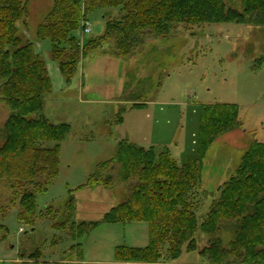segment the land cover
Returning <instances> with one entry per match:
<instances>
[{
    "label": "rangeland",
    "instance_id": "1",
    "mask_svg": "<svg viewBox=\"0 0 264 264\" xmlns=\"http://www.w3.org/2000/svg\"><path fill=\"white\" fill-rule=\"evenodd\" d=\"M80 1L84 17L85 0ZM54 2L28 0L27 15L18 24L22 44L37 42V30ZM224 2L227 9L243 10L242 0ZM121 17L120 8H108L81 20L76 50L80 63L75 78L69 85L61 82L56 95L45 97L43 111L31 116L52 123L66 122L71 132L60 145L59 175L47 191L37 194L34 229L19 221L18 205L11 206L12 191L0 181V209L10 207L7 214L0 215V225L7 228L6 237L0 233V264H22V257L26 258L24 264H33L28 257L38 251L40 264H149L115 259L118 246L145 247L149 243L147 223H103L76 242L69 231L54 227L64 220L62 212L70 198L76 201V222L99 221L111 207L127 199L125 185L111 189L83 187L98 165L115 157L120 142L127 141L154 147L157 153L168 149L182 166L198 156L202 107L238 105L240 132H228L216 139L204 160L203 188L196 193L195 205L202 223L213 200L220 197L218 188L236 175L251 144L264 143V25H172L167 37L149 41L126 61L117 59L114 48L107 44L85 59L87 42L100 40L106 19ZM85 19L91 24L90 34L84 33ZM40 43L41 57L49 61L51 42ZM136 103L145 106L133 108ZM5 106L0 104V146L4 144L5 113L6 117L12 114ZM121 110L123 119L119 123ZM48 208L54 210L50 216ZM231 239V234L223 236L226 248ZM78 242L83 249L81 261L77 252H70ZM197 243L195 252L184 249L180 259L158 264H207L201 252L208 246V238L201 231Z\"/></svg>",
    "mask_w": 264,
    "mask_h": 264
},
{
    "label": "trees",
    "instance_id": "2",
    "mask_svg": "<svg viewBox=\"0 0 264 264\" xmlns=\"http://www.w3.org/2000/svg\"><path fill=\"white\" fill-rule=\"evenodd\" d=\"M27 5L28 0H0V101L12 112L2 133L0 181L12 191L11 206L18 205L19 221L34 229L37 194L47 191L59 175L60 145L71 126L31 118L43 111L45 97L53 93V86L45 61L31 42L22 44L19 37L18 24L27 15ZM242 6L240 12L227 9L224 0H85L86 18L108 8H120L122 17L106 19L103 35L99 41L87 42L84 57L93 56V50L107 44L114 48L117 59L126 61L149 41L167 37L172 25H264V0H242ZM84 17L80 0H55L37 30L38 39L51 42V58L68 85L80 63L77 32ZM143 106L136 103L133 108ZM239 113L235 104L202 107L198 156L182 166L168 149L157 153L154 147L120 142L115 157L98 165L83 187L111 189L125 185L127 199L99 221L77 223L76 201L70 198L62 212L64 220L54 227L69 231L76 242L103 223H147L149 245L117 247L118 262L158 264L178 260L184 249L189 253L197 250V234L201 231L208 238V246L201 252L207 264H264V143L251 144L236 175L218 188L220 197L213 200L202 223L195 210L196 193L203 188L206 154L216 139L240 128ZM122 114L123 110L119 123ZM46 143L54 146L47 148ZM202 193L208 195L206 190ZM9 208L0 209V215L7 214ZM47 212L50 216L54 210L48 208ZM0 233L6 237L7 228L0 225ZM226 233L232 236L228 248L223 242ZM72 251L82 259L79 242L73 244ZM40 255L38 251L28 259L40 264Z\"/></svg>",
    "mask_w": 264,
    "mask_h": 264
},
{
    "label": "crops",
    "instance_id": "3",
    "mask_svg": "<svg viewBox=\"0 0 264 264\" xmlns=\"http://www.w3.org/2000/svg\"><path fill=\"white\" fill-rule=\"evenodd\" d=\"M36 38H37V34H36ZM42 41H45V40H40V39H38L37 38V42H31L32 44H33V46H34V49H35V52H36V54L37 55H39L40 57L42 56L41 54H42V48H43V46H42V44L40 43V42H42ZM25 42V41H24ZM51 55V54H50ZM42 58V57H41ZM99 58V57H98ZM43 59V58H42ZM44 60V59H43ZM45 61V60H44ZM45 63H46V65H47V69H48V72H49V76H50V78H51V81H52V86H53V93L50 95V96H54V95H56V91L58 90V88H61V82H63V83H65L64 82V79H63V77H62V75H61V73L59 72V69H58V65H57V63L56 62H54L53 60H52V58H51V56H50V60L49 61H45ZM0 104H3L2 102H0ZM44 105H45V101H44ZM6 107V106H5ZM11 115V113H9L8 115H7V117H6V113H5V118H7L8 119V116H10ZM7 119H6V121H7ZM6 121H5V123H6ZM61 123H66V122H61ZM61 123H53V124H56V125H58V124H61ZM68 124V123H67ZM5 125V124H4ZM239 130H235V131H233V132H230V134L229 135H235V134H237V132H238ZM240 132V131H239ZM111 208H113V207H111ZM76 216V215H75ZM77 223H80V222H77ZM149 245V243L145 246V247H147ZM73 246V245H72ZM71 246V247H72ZM70 247V248H71ZM119 247V246H118ZM127 247H130V246H127ZM145 247H131V248H145ZM117 248V247H116ZM71 252V251H70ZM73 252V251H72ZM41 255H40V257H39V261H41ZM83 258V257H82ZM82 259H80V261H81ZM30 260H28V262H29ZM36 261V260H35ZM21 262H22V264H24V263H26V258L25 257H22V260H21ZM33 263V262H32ZM53 264H61V263H53Z\"/></svg>",
    "mask_w": 264,
    "mask_h": 264
},
{
    "label": "built area",
    "instance_id": "4",
    "mask_svg": "<svg viewBox=\"0 0 264 264\" xmlns=\"http://www.w3.org/2000/svg\"><path fill=\"white\" fill-rule=\"evenodd\" d=\"M83 30H84V33L85 34H90L91 33V24L89 23V21L88 20H85L84 22H83Z\"/></svg>",
    "mask_w": 264,
    "mask_h": 264
}]
</instances>
